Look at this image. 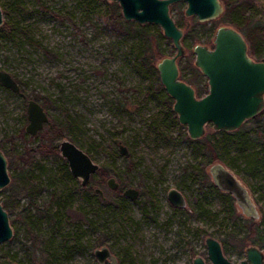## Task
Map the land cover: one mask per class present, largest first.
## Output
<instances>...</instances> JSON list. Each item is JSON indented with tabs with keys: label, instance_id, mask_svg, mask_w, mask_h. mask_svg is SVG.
Listing matches in <instances>:
<instances>
[{
	"label": "rangeland",
	"instance_id": "1",
	"mask_svg": "<svg viewBox=\"0 0 264 264\" xmlns=\"http://www.w3.org/2000/svg\"><path fill=\"white\" fill-rule=\"evenodd\" d=\"M248 1L252 23L264 28V0ZM112 3L0 0V69L10 72L28 97L45 104L51 122L64 124L59 145L64 138L74 141L108 173H97L90 182L104 191L106 199L98 200L79 188L80 180L69 173L60 153L30 155L28 148L38 145L49 125L35 136L23 132L27 101L0 83V141L9 152L11 177L0 191V202L11 201L6 210L14 231L0 244V264H99L94 251L104 245L116 255L117 264H191L196 255H207V236L221 240L232 260L248 244L263 246L262 227L251 239L245 237L251 224L264 217V185L243 165L241 174L234 171L249 190L258 210L255 217L238 206L231 215L225 192L201 185L191 165H201L203 155L186 138V125L153 88L152 74L138 56V37L120 31ZM179 9L185 4L171 7L175 20L181 17ZM219 18L212 20L213 30L208 28L212 21L184 18L186 51L178 59L183 80L189 82L186 78L194 74V46L213 47L215 30L227 25ZM16 25L28 28L34 41ZM193 29L196 39L189 33ZM164 49L166 56L176 53L172 43ZM199 79L207 81L203 74ZM213 131L209 124L206 135ZM120 144L130 155L121 153ZM24 169L33 174L32 189L29 181L21 180ZM110 176L120 182V192L108 186ZM130 186L141 189L135 200L123 195ZM172 187L188 200L187 207L175 212L166 198ZM198 201L213 213L197 210Z\"/></svg>",
	"mask_w": 264,
	"mask_h": 264
},
{
	"label": "water",
	"instance_id": "2",
	"mask_svg": "<svg viewBox=\"0 0 264 264\" xmlns=\"http://www.w3.org/2000/svg\"><path fill=\"white\" fill-rule=\"evenodd\" d=\"M119 3L125 20H135L140 24L157 25L166 38L172 41L176 53L164 57L157 64L160 80L166 92L174 99L173 111L178 120L186 125L191 139H200L206 135L207 126L216 131H234L247 120L257 116L264 109V58L256 60L249 51L244 34L232 25H220L214 34V47L197 43L194 46L195 66L207 78L208 91L198 96L193 85L180 77L178 59L185 55L183 44L184 30L171 14V6L185 2V16H196L200 22L219 18L225 10L221 0H108ZM4 24V13L0 6V26ZM0 83L18 93L27 101L28 124L25 127L30 135H37L46 124L52 125L44 105L35 98L27 97L13 75L0 69ZM60 154L68 162L72 175L86 187L102 166L74 141L64 138L59 145ZM120 151L130 155L128 147L120 144ZM214 184L224 192L231 193L245 214L258 216L248 188L239 177L223 163H214L210 167ZM11 181L8 158L0 149V191ZM112 190L120 183L114 176L107 179ZM95 191L105 200L104 191L96 187ZM123 195L136 199L140 191L130 187ZM169 200L176 206H186L185 195L177 188L169 190ZM14 234L9 213L0 202V244L11 239ZM207 256L212 264H236L223 252L221 242L213 236L205 239ZM95 256L99 264L110 259L117 264L118 259L111 249L104 245L96 248ZM246 259L240 264H263L264 253L257 246L246 249ZM193 264H207L202 255H196Z\"/></svg>",
	"mask_w": 264,
	"mask_h": 264
},
{
	"label": "trees",
	"instance_id": "3",
	"mask_svg": "<svg viewBox=\"0 0 264 264\" xmlns=\"http://www.w3.org/2000/svg\"><path fill=\"white\" fill-rule=\"evenodd\" d=\"M221 1L224 4L225 10L219 19L228 25L236 27L238 30H242L248 39L250 54L256 58H264V28H262L258 23H252L253 18L249 14L250 2L248 0ZM180 5L181 3H176L172 7L175 8L179 7ZM111 6L113 8V19L114 21L119 22L120 31L128 34L134 32L137 35L138 48L140 49L138 56L140 58L141 65L147 72L152 74L153 88L163 99L164 103L168 104L171 112H174L172 109L174 99L166 92L164 86L162 85L157 67L158 62L164 57H167L164 45L172 43V41L166 38L163 34V31L155 24H140L135 20H125L118 2L113 1ZM179 12L181 17L179 20H176V22L180 27H182L184 18L187 17L185 16L184 10L179 9ZM198 25L204 24L200 23ZM215 25V21H212L208 28L213 30ZM6 26H9V24H6ZM16 29L22 32L32 42L34 41L33 38L30 37V31L28 28L21 25H16ZM189 33L192 39L197 38V30L193 29ZM36 44L41 46V43L39 42H36ZM44 50L47 53H52L51 50L46 47H44ZM190 66L194 74L186 79L191 83H196V92L199 96H202L208 91V82L199 79L202 73L195 66V64H191ZM21 89L24 91L22 86ZM43 105L45 107V104ZM66 117L67 118L65 122H69L70 116L67 115ZM63 125L64 124H59L58 122H52V125H49L47 130V135L42 138L38 145H36L34 148H28V153L32 156L37 152L55 154L60 153L59 143L57 140L59 138H63L65 135ZM24 131L26 130L24 129L23 132ZM186 138L203 155V158L201 159V165H191L194 169L195 176L200 179L202 186H207L210 188L216 186L211 175L206 170V166H212L214 163L218 162L223 163L237 174H241V172H243L241 169L243 165V168L248 173L258 178L262 182V185H264V109L257 116L247 120L237 130L213 131L211 134L205 135L200 139H191L188 135H186ZM0 146L3 147V143L1 141ZM8 153L9 152H7V154ZM64 162L68 168L67 160L65 159ZM67 170L72 175L70 169L68 168ZM21 172L22 174L27 173L25 177H22L21 175L23 184H26L29 181V186H31L30 189H32V186L36 185L33 179V174L30 173L29 169H24ZM98 173L103 176L108 175L106 169L103 167ZM79 188L83 189L86 194L91 195L98 200H103L101 195L95 191L96 187H93L89 184L86 187L79 186ZM118 191L120 192V190ZM225 198L228 203L227 208L229 209V213L234 215L237 207L235 198L231 193L228 192H225ZM10 204L11 201L7 199L3 205L7 209L9 208ZM196 209L204 213L206 212L207 214L213 213L211 209L199 201L197 203ZM250 227H253V230L256 232H260L261 228L259 229V227H262L264 232V217L259 223H252ZM231 236L236 237L237 234L232 232ZM239 253L243 254V250L241 249ZM193 254H196L195 251H193Z\"/></svg>",
	"mask_w": 264,
	"mask_h": 264
},
{
	"label": "flooded vegetation",
	"instance_id": "4",
	"mask_svg": "<svg viewBox=\"0 0 264 264\" xmlns=\"http://www.w3.org/2000/svg\"><path fill=\"white\" fill-rule=\"evenodd\" d=\"M178 3H181V2H178ZM182 3H184L185 4V2H182ZM173 6V5H172ZM171 6V7H172ZM185 6H186V4H185ZM247 40V39H246ZM248 42V41H247ZM249 44V43H248ZM214 47V46H213ZM212 47V48H213ZM256 60H261V59H263V58H256V57H254ZM180 69V68H179ZM187 82V81H186ZM189 83V82H188ZM20 84V83H19ZM191 84V83H190ZM192 85V84H191ZM195 88V90H196V87H194ZM197 93V92H196ZM18 94V93H17ZM198 95V94H197ZM199 96V95H198ZM28 97V96H27ZM25 100H26V98H24ZM0 149L5 153V155L7 156V158H8V155H7V152L0 146ZM8 166H9V160H8ZM209 174L211 175V173H210V169H209ZM212 177V176H211ZM80 183H81V181H80ZM120 183V182H119ZM90 184V183H89ZM88 184V185H89ZM87 185V186H88ZM130 187H133V186H130ZM130 187H127L126 189H128V188H130ZM120 188H121V184H120V187L117 189V190H120ZM137 188V187H136ZM172 188H176V187H172ZM126 189H124L123 190V192L126 190ZM139 189V191H140V193H141V189L140 188H138ZM171 189V188H170ZM169 189V190H170ZM178 189V188H177ZM169 190H168V192H167V202L169 203V205L172 207V209L174 210V212L176 211V210H180L181 208H184V207H187V205H188V200H187V197H186V195H185V198H186V206H182V207H179V206H176V205H174L170 200H169V196H168V194H169ZM180 190V189H179ZM181 191V190H180ZM229 193V192H228ZM125 196V195H124ZM140 196V195H139ZM127 197V196H126ZM234 197V196H233ZM127 198H129V197H127ZM235 198V197H234ZM131 199V198H130ZM137 199V198H136ZM132 200H135V199H132ZM236 200V199H235ZM236 204H237V201H236ZM237 206H238V204H237ZM239 207V206H238ZM241 209V208H240ZM262 232H263V228H262ZM256 231H254L253 230V227H250V231H249V233L247 234V236L245 237V238H249V239H251L254 235H256ZM262 235H263V239H262V243H263V246H260V245H256V244H254V243H252V244H248V245H246L245 246V248H244V250H243V255H241L237 260H232V259H230L229 257H227L230 261H232V262H234V263H236V264H240L243 260H245L247 257H246V249L248 248V247H250V246H257L258 248H260L262 251H263V253H264V232L262 233ZM217 239V238H216ZM219 240V239H218ZM220 242H221V240H219ZM221 244H222V242H221ZM222 248H223V244H222ZM223 252H224V250H223ZM225 254V253H224ZM226 255V254H225ZM203 257V259H204V261H205V263H207V264H212V262H211V260H210V258L207 256V255H205V256H202ZM193 260H194V257H193V259H192V262H191V264H193ZM263 264H264V259H263Z\"/></svg>",
	"mask_w": 264,
	"mask_h": 264
}]
</instances>
